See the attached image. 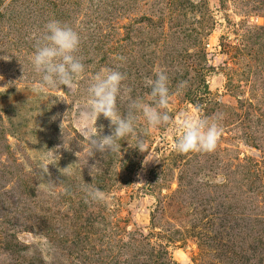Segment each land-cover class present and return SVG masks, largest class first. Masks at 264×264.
I'll use <instances>...</instances> for the list:
<instances>
[{"label": "rangeland", "instance_id": "rangeland-1", "mask_svg": "<svg viewBox=\"0 0 264 264\" xmlns=\"http://www.w3.org/2000/svg\"><path fill=\"white\" fill-rule=\"evenodd\" d=\"M50 19L79 34L85 73L36 97L30 34ZM117 64V111L163 70L170 121L144 152L128 136L89 156L75 118ZM182 112L217 118L214 150L173 151ZM0 264H264V0H0Z\"/></svg>", "mask_w": 264, "mask_h": 264}, {"label": "clouds", "instance_id": "clouds-1", "mask_svg": "<svg viewBox=\"0 0 264 264\" xmlns=\"http://www.w3.org/2000/svg\"><path fill=\"white\" fill-rule=\"evenodd\" d=\"M30 35L33 52L29 57V64L32 72L38 76V80L30 87L31 93L36 97H48L52 95L51 90L61 89V86H65L70 93L78 92V82L83 78L85 65L77 55L80 45L77 31L56 19H50L43 25L42 30ZM114 60L122 61L123 57L116 56ZM119 66L101 67L89 77L85 89L86 99L75 118L79 125L78 134L88 140L89 156L97 151H120L117 142L128 136L135 137L134 147L144 152L147 150L144 137L170 121L168 76L163 70H154L155 78L144 79V85L150 89L147 100H130L126 113L120 114L117 111L116 100L121 90V82L125 78L118 70ZM100 115L109 120L111 132L108 135H101L97 128L93 130V121ZM141 118L144 127L137 133L136 127ZM216 120V117L198 118L180 113L174 122L180 134L172 144L173 151L187 153L214 150L219 135ZM147 161L144 159V163ZM81 191L87 200L93 202L103 198L100 190L90 187L88 183L81 185Z\"/></svg>", "mask_w": 264, "mask_h": 264}]
</instances>
